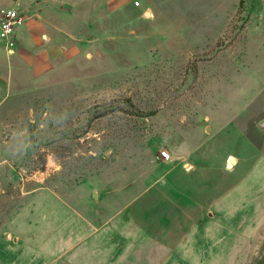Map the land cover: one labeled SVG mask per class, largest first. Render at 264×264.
<instances>
[{"label":"rangeland","instance_id":"rangeland-1","mask_svg":"<svg viewBox=\"0 0 264 264\" xmlns=\"http://www.w3.org/2000/svg\"><path fill=\"white\" fill-rule=\"evenodd\" d=\"M107 1L15 6L22 26L38 13L48 21L42 47L63 54L14 82L0 77V242H38L51 232L44 211L59 204L95 227L136 199L142 213L157 200L151 186L174 191L181 173L195 171L186 165L210 164L222 172L197 181L204 205L195 217L237 189L216 205L218 223L191 233L185 262L264 264V157L239 186L264 154V0ZM68 6L71 23L56 14ZM107 240L110 262L122 239ZM66 255L45 264H72Z\"/></svg>","mask_w":264,"mask_h":264},{"label":"crops","instance_id":"crops-1","mask_svg":"<svg viewBox=\"0 0 264 264\" xmlns=\"http://www.w3.org/2000/svg\"><path fill=\"white\" fill-rule=\"evenodd\" d=\"M23 1L25 0H0V8H15L16 4ZM126 1L108 0L107 4L114 9ZM150 2V0H143L144 4ZM40 4L38 3V5ZM215 5L216 2H214V8ZM69 7L56 10V14L71 23L72 17ZM188 10L190 11V8ZM47 24L49 22L39 13L37 18H29L26 24L19 28L20 30L18 29V38L23 41V44L19 52L14 53L13 56H10V53L0 44V77L7 79L10 77L11 82H14L21 74H24L23 68L30 70V65L35 62L33 65L36 66L37 71H44L46 59L50 64L52 60L63 54L58 47L48 49L42 47L47 38L50 40L48 36L46 37ZM35 47L38 48L37 56L33 53ZM262 157L264 154L254 162L249 173L240 181L239 186L246 180ZM177 166V164H171L169 170L171 176L179 175ZM186 167V171H195L191 175L181 173L177 177L183 182L180 188L176 187L173 191L151 186L149 190H153V195L156 196L157 200L155 199L156 202H152L148 209L139 213L136 199L134 210L129 209L118 213L101 227H95L75 210L63 204L56 205L53 210L44 211V221L51 226L49 234L42 235L36 243L28 242L25 237H22L15 246L0 242V257L6 264H45L51 258L67 252L65 257L72 264H103L99 260H107L109 264H169L172 257L175 256L182 264H187L185 261L188 260V257L184 255L182 247L191 238V233L206 222L218 223L216 205L237 188L225 195L211 199L209 209L202 210L195 217L194 212L199 211L204 205V202L201 201L203 197L200 194L204 182L197 183V181L201 177L216 175L222 171L210 164L198 165L193 163L186 165ZM226 167L228 168V164ZM195 183L198 184L197 188H199L197 192L191 189ZM176 190H180L181 196L185 197L183 201L177 199L178 193H174ZM206 194L207 192L204 195ZM209 196L211 195L208 193ZM123 219L128 222V226L125 223L123 226ZM114 220L116 221L111 223ZM127 232L131 233L129 240L123 239L126 238ZM109 236L115 237L116 241L122 239L120 247L111 256L110 262L108 254L101 252L106 251V245L113 242L107 240ZM246 238L245 235L244 240ZM126 241L129 242V245L123 253H120L121 247ZM164 260H166L165 263H163Z\"/></svg>","mask_w":264,"mask_h":264},{"label":"built area","instance_id":"built-area-1","mask_svg":"<svg viewBox=\"0 0 264 264\" xmlns=\"http://www.w3.org/2000/svg\"><path fill=\"white\" fill-rule=\"evenodd\" d=\"M135 5L140 7V2ZM26 17L20 13L18 8H0V44L4 46L6 51L14 54L17 47L18 29L24 23ZM164 160L171 158L166 151L162 153Z\"/></svg>","mask_w":264,"mask_h":264},{"label":"bare ground","instance_id":"bare-ground-1","mask_svg":"<svg viewBox=\"0 0 264 264\" xmlns=\"http://www.w3.org/2000/svg\"><path fill=\"white\" fill-rule=\"evenodd\" d=\"M231 168H233V164H230V165H229V169H231Z\"/></svg>","mask_w":264,"mask_h":264},{"label":"water","instance_id":"water-1","mask_svg":"<svg viewBox=\"0 0 264 264\" xmlns=\"http://www.w3.org/2000/svg\"><path fill=\"white\" fill-rule=\"evenodd\" d=\"M146 15L150 16V15H151L150 11H148V12L146 13Z\"/></svg>","mask_w":264,"mask_h":264}]
</instances>
